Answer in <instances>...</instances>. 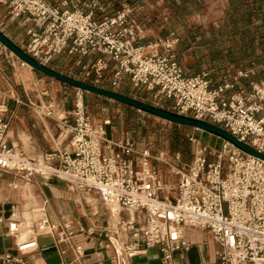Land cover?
<instances>
[{
    "label": "built area",
    "instance_id": "1",
    "mask_svg": "<svg viewBox=\"0 0 264 264\" xmlns=\"http://www.w3.org/2000/svg\"><path fill=\"white\" fill-rule=\"evenodd\" d=\"M0 4L7 6L13 18L24 16L30 23L22 49L40 63L46 65L63 52L78 56L82 81L102 88L106 83L112 90L126 81L133 87L143 86L154 91L155 99H172L174 113L219 126L264 154V79L251 82L248 88L239 86L241 80L256 74L255 68L219 81L207 71L188 75L172 53L178 42L175 33L139 42L144 24L130 6L101 16L102 0L59 4L0 0ZM5 112L0 105V170L30 180L45 173L54 175L78 195H97L105 206V227L84 228L65 218L51 222L44 199L43 215L36 225L54 232L55 242L71 249L73 259L68 264H85L82 244L72 241L78 231L96 234L110 250L111 264H131L148 248L158 249L161 264H171L175 254L187 250L183 232L190 228L211 233L221 247L219 264H264V160L225 140L217 150L190 136L192 159L184 172L173 167L179 180L176 195L170 198L150 164L149 150L137 149L127 134L108 138L103 124L109 120L93 124L82 90L76 89L70 111L55 116L59 148L49 153L28 155L17 142H10ZM38 113L54 116L52 109ZM175 158L179 160L180 154ZM15 223L19 221L10 222L8 230L16 249L23 254L34 251V238L17 241ZM3 259L22 262L10 254Z\"/></svg>",
    "mask_w": 264,
    "mask_h": 264
},
{
    "label": "rangeland",
    "instance_id": "2",
    "mask_svg": "<svg viewBox=\"0 0 264 264\" xmlns=\"http://www.w3.org/2000/svg\"><path fill=\"white\" fill-rule=\"evenodd\" d=\"M104 1L110 13H113L115 10L125 5L133 8L134 16L145 26L144 33L139 38V42L141 43L163 39L168 35L170 30H174L179 37V41L174 46L172 53L186 74H193L203 69L211 68L213 69V72H211L214 76L222 73L231 75L233 70L245 69L249 67L251 61H254L259 65L258 71L260 70V75L241 80L239 86L248 88L251 82L264 78V45H262V48L261 46L259 48L263 52L254 55L251 59L244 60L239 54L237 56L232 55L230 58L227 54L225 55L227 52L226 48L230 44V42L227 41L228 37H224L221 44H219V38L213 40L214 38L210 37L208 27L210 25L216 26L221 23L232 0H209V3H206V5L212 4L213 8H215L214 12L211 11L209 13L206 9V5L200 10L188 12L186 9L177 8V5L174 4L172 0ZM234 2L239 3L240 1L234 0ZM243 3L244 6L248 5L250 8H254V0H243ZM10 18L11 16L5 15V19ZM15 21L14 18H11L6 23L7 25L4 24V26L6 25L7 27L8 24L14 23ZM20 26L22 25L14 23L12 27L13 32H16L19 38L8 30L11 35L10 37H16L17 41L25 38V30L29 25L23 26L22 28ZM248 31L255 37L256 29L254 25H250ZM194 34H197V36H194ZM0 46L2 56H4V54L7 55V58L15 56L13 53L11 55L9 53L10 51L3 45L0 44ZM220 49H222V51H219ZM221 55H225V60L220 63V65H214L212 62L213 65L207 66L205 63L204 65H206V67L203 66L204 61L210 63L211 59H216ZM104 59L108 62L110 60L109 56H105ZM80 61V57L67 55L63 52L60 55H55L46 66L53 70L56 69L55 71H60L62 74L82 80L78 75V64ZM21 68L22 66L20 70ZM27 69H29V67ZM31 70L34 71L32 68ZM34 72L33 83H31L33 90L31 93L33 95H41L45 103L50 101L61 103V101L66 98L68 104L71 105L73 95L77 88L46 76L41 72ZM40 79L42 81H40ZM103 86L107 87L105 89L110 88L106 83L103 84ZM236 87L238 86H235V88ZM82 91L85 109L93 124L100 125L103 124L104 120H109L107 125L103 124V129L108 138H116L122 134H127L134 141L137 149L149 150L152 156V158H150V164L158 171L161 180L166 185L165 189L170 198L176 195L177 182L179 180V174L174 173L173 167L184 172L192 159V146L188 138L194 136L198 138L201 143L217 150L220 149L223 142L222 138L206 131L180 125L148 112L137 110L119 101L100 95H92L84 90ZM113 91L173 112L171 109L173 103L172 99H155L153 96L154 91H149L143 86L133 87L126 81L121 88L113 89ZM187 116L192 117L190 114ZM176 153L180 154L179 160L175 158ZM155 157L158 159H155ZM38 160L41 162V159ZM37 179L36 177V180ZM50 180L60 183L64 189H69L67 182L54 175H50ZM37 187L39 189V186ZM87 196L97 198L98 201L94 200L92 203L94 205L99 204V211L106 212L104 204L97 195L89 194ZM24 218V223L30 221L31 224L39 219L37 216L32 219V216L28 213L24 215Z\"/></svg>",
    "mask_w": 264,
    "mask_h": 264
},
{
    "label": "crops",
    "instance_id": "3",
    "mask_svg": "<svg viewBox=\"0 0 264 264\" xmlns=\"http://www.w3.org/2000/svg\"><path fill=\"white\" fill-rule=\"evenodd\" d=\"M46 1L59 4L63 0ZM67 1L78 2L80 0ZM102 2L105 8L101 16L111 15L116 11L113 13L108 12L107 4L104 0ZM206 3H209V0H203V8ZM206 9L208 13L215 10L212 4L206 5ZM252 11H256L258 17H253L251 25H254L256 30L264 28L263 5L257 2L254 3ZM5 15H9L7 6L0 4V30L17 46L22 48V44L27 39L26 31L30 23L24 20V16L14 18L16 20L14 23L21 24V28L29 25L25 30V38L17 41L16 37L19 38V36L12 29L14 23L12 22L6 27V23L13 17L5 19ZM4 24L6 25L4 26ZM8 30L16 37H10ZM172 31L178 37L174 30H170L168 34ZM262 52L261 50L256 51L254 55ZM9 53L12 55L11 52ZM1 54L0 49V105L6 109L5 117L9 121L7 132L9 141L17 142L28 155L52 152L59 148L57 144L59 129L55 116L70 111L72 103L69 105L66 98L61 103L52 101L45 103L41 95H33L31 93L33 91L31 83H33L34 71L37 70L32 71L29 65L21 62L16 56L7 58L6 54L4 56ZM26 67H29V69ZM249 68H255V75L258 74V64L254 63ZM40 81L42 80L40 79ZM103 88L107 87L103 86ZM45 109H52L54 116L47 117L38 113ZM13 184H17L18 188H13ZM37 186H39V189ZM44 199L47 200L46 213L51 222H57L61 218H65L72 220L74 225L84 228L95 227L100 229L106 225V212L99 211V204H93V208L91 205H84L76 191L64 189L60 183L51 181L50 177L35 176V179L33 178L30 182L25 183L15 172L0 170V264H68L73 259L71 249L67 248L65 244H57L55 233H49L46 230L36 234L37 248L34 251L23 254L16 249L15 238L8 230L9 223L21 220L28 212H31L28 213L31 216L34 215V212L29 211V209L42 204ZM93 200L97 201V198H93ZM28 235L30 234L25 231L22 233V238L24 239ZM183 237L188 243V248L186 251L175 254L171 264H219L218 254L221 247L208 230L201 228L185 229ZM123 239L126 240L125 235ZM99 240L96 234L88 236L85 233L76 232L72 241L82 244L84 248L83 262L85 264H97L99 261L104 264H111L108 260L110 250L104 248ZM60 250H65V252L60 253ZM5 254H10L11 257L20 259L22 262H13V259L5 261L3 259ZM160 258L157 248H148L133 257L131 264H161Z\"/></svg>",
    "mask_w": 264,
    "mask_h": 264
},
{
    "label": "water",
    "instance_id": "4",
    "mask_svg": "<svg viewBox=\"0 0 264 264\" xmlns=\"http://www.w3.org/2000/svg\"><path fill=\"white\" fill-rule=\"evenodd\" d=\"M0 43L11 53H13L19 60L28 64L31 68L45 74L46 76L52 77L63 83L69 84L77 89L84 90L86 92L95 93L97 95L119 101L128 106L134 107L137 110L148 112L152 115L158 116L165 120L180 125L190 126L195 129H200L202 131H206L210 134L222 138L225 141L232 143L238 149L264 160V154L256 151L255 149L245 144L244 142L239 141L235 136H233L232 134H230L229 132H227L226 130H224L219 126H216L214 124L208 123L203 120H199L189 116L180 115L171 111H167L165 109L156 107L152 104L142 102L140 100L121 94L119 92L98 87L90 83L84 82L82 80H78L68 75L62 74L58 71H55L49 68L48 66H46L45 64H42L39 61L35 60L30 55H28L22 48H20L19 46H17L16 43L10 40L1 30H0Z\"/></svg>",
    "mask_w": 264,
    "mask_h": 264
},
{
    "label": "trees",
    "instance_id": "5",
    "mask_svg": "<svg viewBox=\"0 0 264 264\" xmlns=\"http://www.w3.org/2000/svg\"><path fill=\"white\" fill-rule=\"evenodd\" d=\"M239 1H240L239 3H236L234 2V0H232L229 5V8H227L226 10V15L224 19L221 20V23L216 26L210 25L208 27V30L210 33V37L214 38L213 40H216L217 38L220 39L219 44L223 42L222 40L224 37L225 38L228 37L227 41L230 42V44L226 48L227 50L225 49L227 51L225 55L227 54L231 58L232 55L237 56L239 54L242 59L247 60V59H251L256 51L261 50L259 49L260 46L262 48V45H264V28L260 30H256L255 37H253V35L249 33L248 28L252 24L253 17H258V14L256 11H252V8H250V6L248 5L244 6L243 0H239ZM172 2L177 5L176 6L177 8H182L183 10L186 9L188 12L191 11L194 12L196 10H200L203 8V0H172ZM256 2L259 3L260 5H263L264 7V0H254V3ZM194 36H197V34H194ZM219 51H222V49H220ZM225 55L224 56L221 55L216 59H211L210 63L204 61L203 66L206 67V65H204L205 63L207 64V66L213 65L212 62L214 63V65L215 64L220 65V63L224 62ZM254 63H255L254 61H251L249 67L252 66ZM249 67L240 70H246ZM201 71H207L210 72L211 74L213 72V69L206 68ZM237 71L239 70H233L231 74H234ZM199 72H195L194 74ZM259 72L260 70L258 71L257 75H260ZM225 75H230V74L222 73L217 76L216 75L214 76L213 73L211 74L212 78L217 81L221 80V78ZM260 79H264V78H260ZM87 93H90L92 95H97L91 92H87Z\"/></svg>",
    "mask_w": 264,
    "mask_h": 264
},
{
    "label": "bare ground",
    "instance_id": "6",
    "mask_svg": "<svg viewBox=\"0 0 264 264\" xmlns=\"http://www.w3.org/2000/svg\"><path fill=\"white\" fill-rule=\"evenodd\" d=\"M45 177H50V175L48 173H45L44 176H41V178H45ZM23 181L25 183H27V182H30L31 180L28 177H26L25 179H23ZM16 187L18 188L17 184H16ZM69 189H71V188L69 187ZM79 195H80V197H79ZM79 195H78V197L81 199V201L83 203H87L88 205H91V207L93 208V203H92V201H94L93 200V196H87V195L82 196L81 194H79ZM42 205H43V203L42 204H38L35 207L29 209V211H33L34 212V215H32V216H34V217L37 216V218H39L33 224H31L30 221H27L26 223H24L23 221H24L25 218L22 217L21 220H19V223H15L13 225V227L17 228L18 231H19V234L17 235V241L23 242V241H25V240H27L29 238H34L36 240V234L37 233H39L42 230L49 231L48 228H38L37 225H36L38 223V221L41 219L42 215H43V213L40 211V207ZM28 213H31V212H28ZM25 231H27L30 235H28L26 238L23 239L22 238V233L25 232Z\"/></svg>",
    "mask_w": 264,
    "mask_h": 264
}]
</instances>
